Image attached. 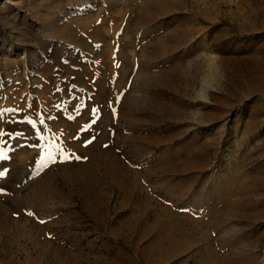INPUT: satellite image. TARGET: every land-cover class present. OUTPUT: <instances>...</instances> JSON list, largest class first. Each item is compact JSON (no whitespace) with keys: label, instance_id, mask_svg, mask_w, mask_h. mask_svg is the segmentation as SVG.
Masks as SVG:
<instances>
[{"label":"rangeland","instance_id":"1","mask_svg":"<svg viewBox=\"0 0 264 264\" xmlns=\"http://www.w3.org/2000/svg\"><path fill=\"white\" fill-rule=\"evenodd\" d=\"M0 174V264H264V0H0Z\"/></svg>","mask_w":264,"mask_h":264},{"label":"snow or ice","instance_id":"2","mask_svg":"<svg viewBox=\"0 0 264 264\" xmlns=\"http://www.w3.org/2000/svg\"><path fill=\"white\" fill-rule=\"evenodd\" d=\"M32 123H33V126L35 127V122H32ZM39 123L40 124H44V119L40 118ZM37 134H39V129H37ZM88 143H91V141H89ZM75 158L76 159H80V157H75ZM53 162H55V161H53ZM0 175H2V174H0ZM0 193H3V189L2 188H0ZM27 214L30 215V216L34 215V213H32V212H29ZM40 223H45V221L41 220Z\"/></svg>","mask_w":264,"mask_h":264},{"label":"bare ground","instance_id":"3","mask_svg":"<svg viewBox=\"0 0 264 264\" xmlns=\"http://www.w3.org/2000/svg\"><path fill=\"white\" fill-rule=\"evenodd\" d=\"M151 8V7H150ZM215 95V94H214ZM212 93H211V96H214ZM177 235V234H176ZM184 236V235H183ZM184 243V242H183ZM172 246V245H171ZM174 251V250H173Z\"/></svg>","mask_w":264,"mask_h":264}]
</instances>
